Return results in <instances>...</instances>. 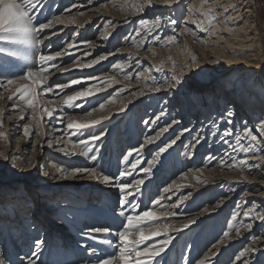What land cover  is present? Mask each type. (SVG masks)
I'll return each instance as SVG.
<instances>
[{
    "label": "bare ground",
    "instance_id": "6f19581e",
    "mask_svg": "<svg viewBox=\"0 0 264 264\" xmlns=\"http://www.w3.org/2000/svg\"><path fill=\"white\" fill-rule=\"evenodd\" d=\"M98 1L77 0L75 7L68 8L70 12L65 10L66 15L62 16L64 23L55 24L46 33L50 37L48 41L54 42L77 29L74 42L69 44H74L73 49H76L71 54H82L78 60L83 64L92 61L93 48L89 52L86 51L87 47L94 45L95 52L98 48L105 52L118 42L122 30L131 32L113 55H108V51L102 53L108 58L89 68L90 72H97L93 76L99 81L114 78L116 83L102 85L101 91L94 96L107 91H113V94L103 102V109L96 107L91 115L86 114L79 123L100 120V124L88 131H96L104 125L105 134L98 141L110 142L112 135L120 131L127 121L128 127L122 138L127 140L129 152L140 146H131L134 143L129 138L133 129L129 123L133 122L137 107L145 104L142 110V125L145 126L142 143L146 136H155L166 124L178 121L152 145L144 146L142 160L160 142L168 139L165 142L168 143L184 129H189L183 132L172 148L162 154L151 174L145 178L147 183L153 180L172 159L173 173L181 168L167 186L173 190L163 192V208L176 213L169 217L171 219L167 224L181 228L190 220L195 223L179 232L170 231L172 242L181 239L196 226L202 227L209 219H213L214 232L220 227L218 221L224 217L226 200L219 198V202L207 207V211L203 209L189 213L195 201L226 194L228 188H231L232 194L243 189V195L239 196L240 200L232 207L229 217L222 221L225 224L222 235L227 231L229 237L225 239L223 235L207 249L201 259L211 257L207 264H218L223 254L232 252L247 239L246 245L238 253L245 247H253L257 250L246 258L249 264H260V258L264 257V224L260 229L261 221L250 220L244 216V212L253 207L252 202H255L258 211L264 212V138L258 137V142L253 145L254 150L249 153L243 152L235 141L236 135H240L241 145L248 147L252 142L243 136L245 122L249 128L258 129L260 120L264 119V38L258 22L257 0H179L170 7L164 5L162 0H153L154 6L149 8L145 4L142 12L134 11L133 5L144 3V0H113L110 11H105V5L98 7ZM69 16L75 23L69 22ZM156 17L159 18L158 26L136 35L141 18L151 20ZM171 20L176 23L172 24ZM97 29L100 31L96 42L88 40L90 33ZM53 32L56 35H52ZM106 33L110 34L107 38ZM137 44L140 46L137 47ZM193 58L195 63L192 62ZM109 62H113L110 69H104ZM117 62L123 63V71L113 68ZM162 111L165 115L156 121ZM229 119L232 120L231 125L226 123ZM213 121L216 122V128L213 127ZM224 128L233 132L227 138L228 143H224L219 136ZM192 132L196 133L191 136ZM197 138L200 139L199 144L195 143ZM184 141L186 147L180 154L176 153ZM202 154H205V160L200 166L198 163ZM178 156L181 159L180 167L177 164ZM241 161L247 163L242 164ZM54 170L57 171L56 168ZM138 174L137 178L146 177L140 171ZM183 196L188 198L181 201L179 198ZM249 223L252 224L250 231L245 228ZM236 228L241 229L239 236ZM253 236L258 237L255 242ZM221 240L223 243H220ZM236 256L229 264H240Z\"/></svg>",
    "mask_w": 264,
    "mask_h": 264
},
{
    "label": "rangeland",
    "instance_id": "374dc122",
    "mask_svg": "<svg viewBox=\"0 0 264 264\" xmlns=\"http://www.w3.org/2000/svg\"><path fill=\"white\" fill-rule=\"evenodd\" d=\"M77 0H43L45 7L42 14H39V21L46 22L55 15H66L65 10L71 8ZM113 0H99L97 6L105 5V11L112 9ZM259 8L258 22L264 38V0H257ZM183 15V14H181ZM59 40L46 41L43 45L36 47L8 44L0 42V47L8 48L17 53L16 56H9L7 53H0V69L17 65L24 66L22 57H31V63L38 66L37 57L39 54H54V51H63L70 42H74L75 31ZM49 29L38 38L47 36ZM100 30H93L88 36V40L96 42ZM47 33V34H46ZM131 34L128 29H124L118 35V42L113 44L108 53H114L122 44L126 35ZM93 48V51L91 50ZM96 46L87 47L86 51L92 53L90 60L96 59L105 53L101 48L95 52ZM76 49H67L72 53ZM85 51V52H86ZM82 54H72L76 59ZM75 59H70L68 55L57 58L55 63L57 68H50L49 83L67 84L70 79H79L88 75H95L97 72H90L89 68L78 69L75 66ZM113 62L106 65V70L110 69ZM75 66V67H74ZM71 69L70 71H64ZM71 67V68H68ZM62 69V71H61ZM80 73V74H79ZM94 73V74H93ZM0 79H4L0 76ZM14 87V86H13ZM75 90H81V86H73ZM59 92V89H56ZM11 91L0 88V112L4 113L0 117L3 121L0 131L6 133V138L0 139V256H7L6 264H20L21 259L32 256L36 251L34 245L37 240H42L41 249L36 256V264H88L89 261L95 264L96 257L92 256L88 249L94 246L95 241L88 238L87 230L98 226H111L118 228L119 221L115 220L113 211L118 209V188H111L114 185H105L102 180L96 181L86 175L78 178L68 176L63 178L58 168H64L70 171L73 168L98 167V171L103 174L116 175L118 170L128 167L124 162V157L128 154L129 144L123 139L125 129L128 127L127 121L120 129L119 134L115 132L110 142L95 141L94 145L98 151L90 153L96 155L95 161L78 155H67L58 149L67 147L71 150L69 143L70 131L66 128L69 120L74 122L81 121L85 110L97 109L100 103L113 94V91L102 92L100 95L92 96L83 102L82 108H65L63 111H57L56 117L48 119L45 117L42 135H37V129L31 128V137H25L23 127L26 123L31 124L30 112L19 113L13 110V104L17 103L16 98L8 100L7 96ZM64 95H71L72 90L65 89ZM95 98V100H94ZM63 96L54 97L48 94L46 99H41L40 103L50 109L57 108L62 104ZM93 100V101H92ZM51 101V102H50ZM91 101L92 103H86ZM184 101H182L183 104ZM76 103H81L77 101ZM145 104L137 107L133 122L129 125L133 128L129 137L134 144L140 145L144 136V114L142 110ZM97 107V108H96ZM25 119L21 120L20 116ZM63 117V123L59 117ZM135 119V120H134ZM105 126H100L96 131L86 130L83 138H88V134H98L105 130ZM197 131V130H196ZM196 133V132H195ZM192 132V135L195 134ZM123 137V138H122ZM76 139V137H72ZM192 139V138H191ZM168 140V139H167ZM166 140V141H167ZM122 141V142H121ZM165 140L151 148L143 161L150 160L154 151L166 142ZM51 142L52 146H49ZM209 141L206 142L208 147ZM186 147V141L178 147L176 153H181ZM189 149V148H188ZM178 154V155H179ZM205 154L199 159L200 166L205 160ZM7 156L6 160L4 157ZM179 157V156H178ZM130 160L133 157L129 158ZM177 160L178 167L181 165L180 157ZM161 162V161H159ZM50 163H53L50 165ZM160 166V163H158ZM143 163L139 167H147ZM174 159L170 160L164 170L157 176H154L148 183L145 182L143 195H138L136 200L144 204L151 200L163 197V188L169 186L179 170L173 173ZM56 168L57 171L54 170ZM48 172L45 176L43 173ZM139 169L134 175L139 177ZM144 176H141L143 178ZM147 179V176L144 179ZM231 188L226 189V194H217L216 197H207L208 199H198L193 206L189 208V213L205 210L213 206L220 199H225L226 210L218 222L220 227L216 232L213 230V219L207 220L202 227H195L181 239L175 240L170 244L162 257L157 258L159 264H196L216 241L222 238L225 224L222 222L229 217L231 209L240 200L243 195V189L230 192ZM209 196V195H208ZM232 197V198H231ZM164 200V199H163ZM162 200V204H163ZM175 202V201H174ZM206 206V207H205ZM163 211H173L165 210ZM171 218L162 220L161 223H168ZM219 219V218H218ZM263 224L259 225L261 229ZM87 237V238H86ZM166 237H157L164 239ZM249 239V238H248ZM247 239L237 246L232 252L223 254L218 260V264H229L237 255L238 250L246 245ZM85 244V245H84ZM87 245V246H86ZM26 261V259H25ZM260 264H264V257L260 258ZM258 262V260H256ZM26 264V262H25Z\"/></svg>",
    "mask_w": 264,
    "mask_h": 264
},
{
    "label": "snow or ice",
    "instance_id": "6c2138e0",
    "mask_svg": "<svg viewBox=\"0 0 264 264\" xmlns=\"http://www.w3.org/2000/svg\"><path fill=\"white\" fill-rule=\"evenodd\" d=\"M178 3L179 0H162V3L166 6H171L173 3ZM145 4L151 8L153 7V0H144V3H137L133 5V10L136 12H142L145 10ZM45 7L43 0H0V42H5L8 44H17L36 47L43 45L45 40L50 39L49 36H43V38H38L46 29H52L55 24H63L64 19L62 15H55L51 19L46 18V22L39 21V14H42V9ZM75 7V5H73ZM66 11L70 12L71 9ZM83 13H80L82 15ZM210 15V13H208ZM214 19V17H212ZM68 20L70 23H75L74 19L69 16ZM159 18L146 19L141 18L139 20L140 29L136 31V35H141L142 32H148L153 27L158 26ZM175 24V20L170 21ZM212 20H209L211 23ZM186 31H189L186 29ZM52 35H56L55 32ZM110 35L106 33L105 38ZM135 43V41H133ZM169 42L172 40L170 38ZM87 43V42H86ZM140 45L137 44V47ZM75 47L74 44H68L67 49ZM67 49L63 51H54V54H39L37 57L38 66L31 63V57H22L24 61V66L20 67L17 65H12L10 67L0 69V76L4 79H0V88H5L11 91V95L7 96L8 100H13L16 98L17 103L13 104V110L19 113L30 112L31 124L26 123L23 127V133L25 137H31V128L35 127L37 129L36 134L42 135L43 121L45 117L49 120L56 117L57 111H63L65 108L71 107L82 108L83 102L86 98L96 95L101 91L102 85H111L116 83L114 78L99 81L97 77L93 75H88L81 77L79 79H70L67 84H52L49 83L50 68H57V58L63 55H68L70 59H75L78 69L91 68L101 61L106 60L108 55H113L109 53L108 55H101L98 59H93L91 63H80L78 59L74 58ZM0 53H7L9 56H16L17 53L10 51L8 48L0 47ZM90 55V54H86ZM193 63H195V58H193ZM114 69L120 71L124 70V65L121 62L113 64ZM64 71H70L69 69H64ZM90 81H98L97 83H89ZM14 86V87H13ZM73 86H81V90L73 89ZM56 89L60 91L57 92ZM72 90L71 95H64V90ZM158 90V89H154ZM48 94L54 97L63 96L62 104L58 105L57 108H48L40 103L41 99H46ZM81 101V103H76ZM51 102V101H50ZM105 107L104 103L99 104V108L103 109ZM96 109L85 110V114L91 115ZM165 115L162 111L159 116L156 117V121L160 119L161 116ZM229 116L232 115L231 112L228 113ZM4 113L0 112V117H3ZM20 119H25L24 115L20 116ZM60 122L63 123V117H59ZM156 121H153L155 123ZM100 120H93L90 123H79L69 120L66 124V128L70 131L69 143L71 144V150L67 147L59 148L61 152H65L67 155H78L91 159L95 161L97 159L96 155H90L94 151L99 149L95 147L94 142L101 139V136L105 133L101 131L99 134H88V138H83L84 133L89 128L100 124ZM147 123V122H146ZM178 121L173 120L171 124H166L156 132L155 136H146L144 142L140 144L138 148H134L129 151L124 157V162L128 167L123 170H118L116 175L103 174L98 171V167H83V168H73L70 171H66L64 168H58L57 170L61 173L62 177L67 179L68 176L73 178L81 177L86 175L93 180L101 181L105 185H114L118 188L119 198H118V209L113 211V216L115 220L119 221L118 228H113L111 226H98L93 227L89 230L88 238L95 241L94 246L90 247L88 251L92 256L96 257L95 264H159L157 258L162 257V255L168 249L171 244L173 237L170 235V231H181L182 228L189 227L190 224L195 223L194 220L188 221V223L182 225L181 228H173L171 225L166 223H161L169 217L175 216V212L163 211L162 200L164 197L153 199L148 204H144L141 207V202L136 200L138 195H143V187L145 186L144 178H137L134 173L139 169L140 172L144 173L146 176L150 175L152 168L155 166L157 161L161 158L162 154L172 148L176 144L177 140L183 135V132L190 131L189 129H184L179 135L174 139H170L168 143H165L162 147L158 149L152 155L151 160L143 161L141 159V152L145 145H152L156 140L160 138L163 133H167L173 124H177ZM227 124L231 125L232 120H227ZM3 121L0 119V127H2ZM213 127L216 128V122L213 121ZM255 133V134H254ZM233 132L229 128H224L222 132H219L220 139L224 143H228V137L232 136ZM244 137L250 139L252 143L248 147L241 145L242 137L236 135L235 141L237 145H240V149L249 153L254 150L253 145L258 142V137L264 138V119L260 120L258 129L253 127L249 128L247 123L244 124ZM76 137V139H72ZM6 138V133L0 131V139ZM49 146H52L51 142H48ZM196 144L200 143V139L197 138ZM195 145H193L194 147ZM135 153V156L133 154ZM133 157V159H129ZM6 160L7 156L4 157ZM264 159V157H262ZM147 163V167H139L143 163ZM242 164L247 163L246 161H241ZM45 176L49 175L48 172L43 173ZM243 179H247L244 177ZM179 187V186H176ZM172 187L164 188V192L168 193L172 191ZM187 196L180 197L181 201L187 199ZM253 207L249 208L244 212V216L250 220H260L264 224V212L258 211L255 208V202ZM239 206V205H238ZM207 211V209H205ZM235 218V217H234ZM231 227V225H229ZM245 228L247 230L252 229V224H246ZM236 234L239 236L241 234V229H235ZM224 238L229 237V233L224 232ZM166 237L164 239H157V237ZM258 237L253 236L252 240L255 242ZM223 243V240L220 241ZM43 244L42 240H37L35 242V249L32 256L26 257V264H36V260L33 256L37 255V252L41 249ZM215 247V246H214ZM257 249L253 247H245L236 256V260L240 261V264H249L246 258L248 254L255 252ZM211 257H204L196 262V264H207ZM7 256H0V264H6ZM25 259H21L20 264H25ZM88 264H92L91 261Z\"/></svg>",
    "mask_w": 264,
    "mask_h": 264
}]
</instances>
